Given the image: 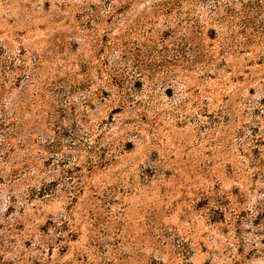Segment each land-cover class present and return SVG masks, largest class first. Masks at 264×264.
Listing matches in <instances>:
<instances>
[{"label": "rangeland", "instance_id": "374dc122", "mask_svg": "<svg viewBox=\"0 0 264 264\" xmlns=\"http://www.w3.org/2000/svg\"><path fill=\"white\" fill-rule=\"evenodd\" d=\"M0 264H264V0H0Z\"/></svg>", "mask_w": 264, "mask_h": 264}]
</instances>
